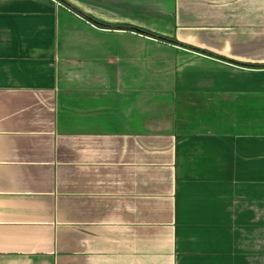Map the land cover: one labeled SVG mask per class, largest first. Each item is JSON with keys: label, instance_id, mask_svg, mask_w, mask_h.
Instances as JSON below:
<instances>
[{"label": "crops", "instance_id": "0c3cea01", "mask_svg": "<svg viewBox=\"0 0 264 264\" xmlns=\"http://www.w3.org/2000/svg\"><path fill=\"white\" fill-rule=\"evenodd\" d=\"M254 63L264 0H0V264H264Z\"/></svg>", "mask_w": 264, "mask_h": 264}, {"label": "trees", "instance_id": "16d2710c", "mask_svg": "<svg viewBox=\"0 0 264 264\" xmlns=\"http://www.w3.org/2000/svg\"><path fill=\"white\" fill-rule=\"evenodd\" d=\"M64 4L67 5L66 3H64ZM133 28H135V27H133ZM254 65H258V67H264V63H254Z\"/></svg>", "mask_w": 264, "mask_h": 264}, {"label": "rangeland", "instance_id": "374dc122", "mask_svg": "<svg viewBox=\"0 0 264 264\" xmlns=\"http://www.w3.org/2000/svg\"><path fill=\"white\" fill-rule=\"evenodd\" d=\"M261 29H263V28H261Z\"/></svg>", "mask_w": 264, "mask_h": 264}]
</instances>
